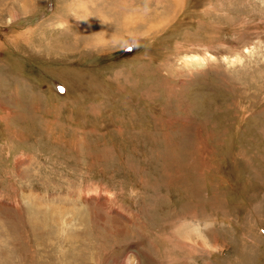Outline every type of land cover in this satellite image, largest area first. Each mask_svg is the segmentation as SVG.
I'll return each mask as SVG.
<instances>
[{
	"label": "rangeland",
	"instance_id": "374dc122",
	"mask_svg": "<svg viewBox=\"0 0 264 264\" xmlns=\"http://www.w3.org/2000/svg\"><path fill=\"white\" fill-rule=\"evenodd\" d=\"M0 264H264V0H0Z\"/></svg>",
	"mask_w": 264,
	"mask_h": 264
},
{
	"label": "bare ground",
	"instance_id": "6f19581e",
	"mask_svg": "<svg viewBox=\"0 0 264 264\" xmlns=\"http://www.w3.org/2000/svg\"><path fill=\"white\" fill-rule=\"evenodd\" d=\"M193 59L196 61L198 58L197 57H193ZM203 59V58H202ZM193 61V60H192ZM205 61V60H204Z\"/></svg>",
	"mask_w": 264,
	"mask_h": 264
}]
</instances>
